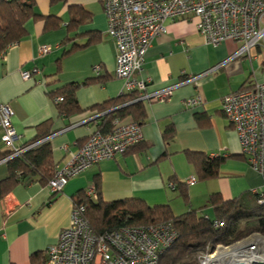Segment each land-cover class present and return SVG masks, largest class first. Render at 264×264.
<instances>
[{"label":"crops","instance_id":"obj_1","mask_svg":"<svg viewBox=\"0 0 264 264\" xmlns=\"http://www.w3.org/2000/svg\"><path fill=\"white\" fill-rule=\"evenodd\" d=\"M56 5H61L60 11L51 13L55 5L37 0L34 12L43 17L27 21L26 36L2 52L0 106L7 105L13 112L11 123L20 136L16 147L33 141L46 130L41 125L49 124L47 140L59 168L94 132L93 119L98 114L93 107L124 95L125 87L115 77L117 48L106 34L102 0H68ZM75 13L85 20L68 26ZM197 21L194 16L169 21L165 33L151 41L137 75L146 83L143 95L147 98L142 102L145 119L137 124L140 144L73 177L55 196L48 183L39 181L17 184L0 196V264H46L47 248L54 246L60 232L70 225L73 197L91 190L95 179L107 204L119 206L126 200H138L149 207L167 206L175 216L202 210L213 218L208 201L214 194L225 201L247 193L264 196V177L248 164L221 111L224 96L250 86L255 78L264 82V44L251 56L237 57L241 43L206 46L196 32ZM89 39L96 41L87 45ZM43 48L48 51L41 52ZM22 72L36 73L24 81ZM48 77L60 86L79 84L75 95L83 111L60 114L48 95L51 87L37 84L40 80L47 83ZM194 77L200 78L190 82ZM169 88L171 94L163 101L151 100ZM198 97L201 104L185 106ZM169 127L173 133L166 139ZM2 133L0 129V137ZM4 149L0 140V151ZM188 152L202 160L221 159L217 176L200 179ZM7 175L5 163H0V181ZM191 178L197 182L181 193L176 184Z\"/></svg>","mask_w":264,"mask_h":264},{"label":"built area","instance_id":"obj_2","mask_svg":"<svg viewBox=\"0 0 264 264\" xmlns=\"http://www.w3.org/2000/svg\"><path fill=\"white\" fill-rule=\"evenodd\" d=\"M10 1L13 0H0V3ZM102 6L106 34L115 41L117 48L115 77L124 82L125 93H136L137 101L147 99L143 95L146 83L137 75L143 68L151 41L165 33V24L169 21L196 17V32L206 46L216 48L226 41L239 42L242 46L237 57L251 56L256 47L264 44V0H102ZM47 51V48L41 50ZM34 73L22 72L21 77L28 81ZM199 78H191L190 82L196 83ZM37 84L45 85V82L40 80ZM170 94V88L164 89L151 100L163 101ZM58 101L61 99L55 100ZM198 104H201L199 97L188 100L185 106L193 108ZM221 109L236 133L241 153L252 169L264 177V82L255 78L248 89L226 95L221 100ZM12 115L9 106H0V129L3 131L0 140L16 156L26 148L15 146L20 136L12 126ZM141 141L139 126L121 120L114 121L110 132H93L80 151L69 155L55 171L48 183L51 191L60 192L73 177L123 154ZM195 182L191 178L187 185L193 186ZM88 195L95 198L93 189ZM259 203H264V196L261 195ZM82 215V208H73L70 225L45 252L46 264H158L161 253L176 239L169 224L124 228L97 236ZM215 226L222 227L223 223H215ZM258 236L253 233L229 246L207 248L198 255L196 264H246V256L251 257L259 245L264 246V239Z\"/></svg>","mask_w":264,"mask_h":264},{"label":"trees","instance_id":"obj_3","mask_svg":"<svg viewBox=\"0 0 264 264\" xmlns=\"http://www.w3.org/2000/svg\"><path fill=\"white\" fill-rule=\"evenodd\" d=\"M47 1L50 5H65L68 2V0ZM36 2L37 0H13L0 3V53L9 45L21 41L26 36L25 23L27 21L43 17L34 12ZM75 12L77 14L78 12L84 13L83 10H75ZM84 20L82 16L78 18L75 13L68 26L72 23L81 24ZM95 41L89 39L87 45L95 43ZM48 78L49 80L45 83L51 87L48 95L53 99L60 114L70 116L83 111L79 108L75 95L76 90L80 87L79 84L71 83L60 86L54 78ZM91 81L92 79L85 81L82 85H88ZM250 86L235 92L248 89ZM56 99H61V101L55 102ZM136 99V93L129 92L115 100L93 107L97 109L98 115L104 114L95 121L94 132H110L115 120L140 124L145 119L146 112L143 103ZM110 110L116 111L105 114ZM48 125V123L41 125V129L46 130L41 131L33 141L20 147L26 148L21 154L13 156L14 151L6 148L0 151V161L5 160L8 174L5 179L0 181V196L9 192L17 184L33 181L49 183L54 178L57 167L53 162L51 147L47 140L50 135L47 129ZM172 133L173 131L169 127L164 133V137L171 139ZM187 154L191 164L199 171L200 179L217 176L221 159L207 161L196 158L197 156L192 153L188 152ZM195 180L197 182V178ZM176 186L182 188L181 193L188 187L186 182L176 184ZM92 189L95 198L88 195L89 189L80 191L73 197V208L83 209L84 220L89 229L97 236L124 228L149 227L157 224L171 226L176 233V239L170 247L161 253L158 264H196L198 255L205 252L207 248L213 250L217 245L229 246L253 233L264 236V203H259L262 195L260 193H247L227 201L222 200L218 194H214L208 201V207L214 213L213 218H210L201 213L202 210L199 212L191 210L183 215L175 216L167 206L149 207L138 200H126L121 205L114 206L103 202L98 180L95 179ZM53 194L56 195V193ZM219 222L223 223L222 227L215 226V223ZM45 258L47 261V256Z\"/></svg>","mask_w":264,"mask_h":264},{"label":"water","instance_id":"obj_4","mask_svg":"<svg viewBox=\"0 0 264 264\" xmlns=\"http://www.w3.org/2000/svg\"><path fill=\"white\" fill-rule=\"evenodd\" d=\"M140 102H143V101H145V100H139ZM118 109V108H117ZM116 109V110H117ZM116 110H110L109 112H107V113H105V114H108V113H110V112H113V111H116ZM102 115H104V114H101V115H97L94 119H93V121H96V120H98ZM258 246V245H257ZM251 254V253H250ZM262 257H264V246H262V245H259L258 246V249H257V251H256V253H254L251 257H249V255L248 256H246V258H245V263L246 264H264V258H262Z\"/></svg>","mask_w":264,"mask_h":264},{"label":"rangeland","instance_id":"obj_5","mask_svg":"<svg viewBox=\"0 0 264 264\" xmlns=\"http://www.w3.org/2000/svg\"><path fill=\"white\" fill-rule=\"evenodd\" d=\"M60 6H61V5H55V6H52V8H51V13H57L58 11H60V9H61ZM261 192H264V190H261ZM205 213H206V214H209V216L212 215V213H211L210 211H208V210H206ZM258 237H259L260 239H264V236L259 235ZM262 258H264V257H262Z\"/></svg>","mask_w":264,"mask_h":264},{"label":"bare ground","instance_id":"obj_6","mask_svg":"<svg viewBox=\"0 0 264 264\" xmlns=\"http://www.w3.org/2000/svg\"><path fill=\"white\" fill-rule=\"evenodd\" d=\"M235 251H237V250H235ZM232 253V252H231ZM231 253H229V255H231ZM235 254V253H234Z\"/></svg>","mask_w":264,"mask_h":264},{"label":"clouds","instance_id":"obj_7","mask_svg":"<svg viewBox=\"0 0 264 264\" xmlns=\"http://www.w3.org/2000/svg\"><path fill=\"white\" fill-rule=\"evenodd\" d=\"M2 161V160H1ZM5 162V161H4ZM4 162H1V163H4ZM58 169V168H57Z\"/></svg>","mask_w":264,"mask_h":264}]
</instances>
